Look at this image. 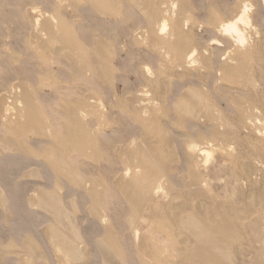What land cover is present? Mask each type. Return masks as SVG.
Returning <instances> with one entry per match:
<instances>
[{
	"label": "rangeland",
	"instance_id": "obj_1",
	"mask_svg": "<svg viewBox=\"0 0 264 264\" xmlns=\"http://www.w3.org/2000/svg\"><path fill=\"white\" fill-rule=\"evenodd\" d=\"M133 1L136 0H0V193L6 202L5 210L0 207V264H138L134 256L135 250L142 245L140 237L144 235L150 243L153 237L151 240L149 237L155 232V226L146 227L148 218L143 212L131 214L129 205L119 190L121 185L125 186L130 179L121 175L124 168L137 165L139 160L137 157L130 159L127 156L138 149L146 152L147 158V170L142 167L140 174H137L143 175L141 185L147 189L148 198L143 207L155 213H162L160 218L164 220L161 221L163 227H173L178 216L190 213L204 220L212 215L217 218L222 216L235 227H241L240 231L237 229L232 233L233 240L228 246L223 250L214 251L216 256L225 259L224 264H238L242 249L246 264L250 260L247 258V249L244 252L248 244L252 245L254 252L261 247L262 239H259V243H254V233L250 229L256 223L264 227V1ZM158 2L162 8L160 4L157 5ZM139 4H146L148 8ZM245 6L248 8L245 12L248 24H244V20L240 22L241 26L239 23L236 25L243 38L239 45L236 34H224L220 27L236 20L241 13L238 10H244ZM179 8H183V11ZM160 9L162 10L158 11ZM33 11L37 12L32 13ZM231 11L235 12V15L231 14ZM213 14L216 16L213 17ZM217 16L224 21H219ZM147 20L155 26H158L156 21H161V26L164 22L167 31L163 33L166 35L159 32L161 26L155 29L154 25H147ZM176 24L179 28H175ZM151 37L153 42V39L147 40ZM163 37L169 41L165 43ZM211 40H215L214 44ZM184 43L187 47H184ZM97 49L106 57L105 59L102 56L101 63L96 59ZM184 51L196 52V57H192L195 64L191 59L193 64L185 60L188 52L185 55ZM243 51L248 52L247 56ZM155 52H158L157 55ZM177 52L181 56L177 57ZM172 54L178 62H173ZM236 54H242V57L245 54L243 59H246L242 62L239 56H234ZM69 55L75 57V64L69 63ZM233 58L242 63L238 60L235 64ZM220 65L223 67H219ZM218 70L221 71L220 76ZM239 72H244L241 73L243 76L238 75ZM230 75L232 78H229ZM23 93L28 95L27 99L21 96ZM182 95L187 97V101L184 97L181 98ZM242 98L246 100L243 101ZM236 99L240 103L236 102ZM29 100L33 104L30 105L31 115L35 113L32 116H36L32 121L27 117L29 112H25ZM247 100L254 102V105L250 101L246 103ZM18 105L22 106V109ZM8 106H12L10 112L15 114L14 123L3 119V108H9ZM70 107L73 110L79 108V111L84 112L89 109L86 112L87 117L83 120L85 127L75 132L78 137L86 133L90 140L89 137H85V140L82 137L85 135H81L84 141L81 140L80 144L86 145L78 144V140L77 148H72L68 156H65L66 162H62L61 158L55 156L54 142L63 136L65 109ZM203 108L205 111H202ZM200 110L203 113L200 117L196 116L200 114ZM138 113L143 115V118ZM18 117L24 127L26 125L25 128L23 124L19 125ZM149 118L152 119L148 123ZM28 121L33 125H29ZM15 123H18V126ZM10 124H15L14 128L12 127L14 131L11 130ZM5 126L9 129H4ZM10 130L20 139L18 136L12 138L14 134L11 136ZM7 139L10 142L15 139L14 143L20 140V144L16 143V148L15 144ZM87 143L90 147L82 150L89 146ZM91 144L94 148H91ZM18 145L25 148H22L23 152L19 150ZM78 148L82 151H77ZM188 148L193 150V154ZM121 151L123 154L129 153L123 155ZM149 155L154 156V162ZM54 160L56 164L58 161L61 167L48 165V162ZM72 171H76L78 177L82 175L84 178L81 176V179H73L70 175ZM199 186L200 188H197ZM91 188L96 192L94 196L88 194V189ZM39 191L50 195V203L40 201ZM154 191L160 192L155 194ZM179 206H188L191 211L179 214ZM93 209L95 214L98 210L97 219ZM99 218L104 219V223L99 221ZM153 222L154 225L158 223ZM104 227H110L115 234L123 261L120 262L110 251L103 249ZM135 229H140L137 241L133 235ZM53 230L73 240V250L67 249V252L62 250L60 245L61 249L56 247ZM182 231L185 234L184 227ZM136 242L140 243L137 245ZM167 250L165 255L171 256L169 262H173L172 254L175 255V252L169 255L170 251Z\"/></svg>",
	"mask_w": 264,
	"mask_h": 264
},
{
	"label": "bare ground",
	"instance_id": "obj_2",
	"mask_svg": "<svg viewBox=\"0 0 264 264\" xmlns=\"http://www.w3.org/2000/svg\"><path fill=\"white\" fill-rule=\"evenodd\" d=\"M60 1V0H59ZM100 1V0H99ZM102 1V0H101ZM137 1V0H136ZM136 1H133V3H135ZM161 1V0H160ZM175 1V0H174ZM241 1V0H240ZM264 1V0H263ZM116 2V1H115ZM172 2V1H171ZM176 2H177V0H176ZM235 2H236V0H235ZM110 3V2H109ZM138 3V2H137ZM136 3V4H137ZM141 3H143V1L141 0ZM147 3V2H146ZM162 3V2H161ZM175 3V2H174ZM187 3V2H186ZM239 3V2H238ZM237 3V4H238ZM243 3V2H242ZM160 4V2H158V4L157 5H159ZM171 4V3H170ZM215 4V3H214ZM236 4V3H235ZM236 4V5H237ZM240 4V3H239ZM107 5H109L110 6V4H107ZM139 5H142V6H146V4L145 5H143V4H139ZM174 5V4H173ZM244 5H245V2H244ZM238 6H241V5H238ZM108 7V6H107ZM136 7H138V6H136ZM140 7V6H139ZM147 7V6H146ZM160 7H161V4H160ZM171 7V6H170ZM183 7V6H182ZM237 7V6H236ZM235 7V8H236ZM244 7V6H243ZM96 9L98 8V7H95ZM94 8V9H95ZM148 8V7H147ZM159 8V6L157 7V9ZM162 8V7H161ZM164 8V7H163ZM174 8V7H173ZM223 8V7H222ZM232 8H234V7H232ZM234 8V9H235ZM240 8V7H239ZM150 9V8H149ZM179 9H182V11H183V8H179ZM212 9H214V8H212ZM226 9V8H225ZM231 9V8H230ZM243 9V8H242ZM248 8H246V6H245V8H244V10H242V11H239L238 10V12H241L240 13V15H239V17H237V16H235V17H237V19L236 20H234V21H231V22H228L227 24H225V25H223V26H221L220 28H222V31H223V33L225 34H236L235 35V37L237 36V38H236V40L238 39V41L240 42V44L238 43V42H236L235 40H233L234 42H236V44L238 43L239 45H241V43L243 42V38H242V36H241V33H240V30L238 31V28H237V24L238 25H240L241 23L240 22H243L244 20H246V21H244V24H245V22H247V24H248V20L246 19L247 17H246V10H247ZM106 10V9H105ZM162 9H160V10H158V11H161ZM210 10V9H209ZM209 10H207V13H208V11ZM232 10V9H231ZM107 11V10H106ZM153 11V10H152ZM151 11V12H152ZM165 11V10H164ZM172 11H175V10H173L172 9ZM187 11V10H186ZM186 11H185V13H186ZM213 11V10H212ZM234 11V10H233ZM35 11H33L32 13H34ZM37 12V11H36ZM35 12V13H36ZM154 12V11H153ZM216 12H218V11H216ZM235 12H236V10H235ZM235 12H232L231 11V14L233 13L234 15H235ZM237 12V13H238ZM150 13V12H149ZM162 13V12H161ZM182 13H184V12H182ZM211 13V12H210ZM230 13V12H229ZM250 13V12H249ZM40 14V13H39ZM158 14H159V12H158ZM158 14H157V16H158ZM187 14V13H186ZM209 14V13H208ZM212 14V13H211ZM218 14V13H217ZM230 14V15H231ZM150 15V14H149ZM164 15H166V14H164ZM175 15V14H174ZM210 15V14H209ZM218 15H220V13L218 14ZM32 16V15H31ZM38 16H40V15H38ZM163 16V15H162ZM184 16H186V15H184ZM188 16V15H187ZM214 16H216V14L214 15L213 14V17ZM232 16V15H231ZM44 17H46V16H44ZM166 17V16H165ZM209 17V16H208ZM212 17V18H213ZM218 17H220V16H217L216 18H218ZM234 17V16H233ZM37 18V17H36ZM153 18H155V16L153 17ZM153 18H152V20H153ZM210 18V17H209ZM209 18H208V20H209ZM43 19V18H42ZM164 19V18H163ZM214 19V18H213ZM219 19V18H218ZM221 19V18H220ZM220 19H219V21H220ZM39 20H41V19H39ZM159 20H161L160 18H159ZM222 21H224L223 20V18L221 19ZM35 21V23H36V20H34ZM37 21H38V19H37ZM148 21V20H147ZM164 21H166V20H164ZM176 21V20H175ZM177 21H179V20H177ZM40 22V21H39ZM44 22V21H43ZM157 22V24H158V26H161V25H159V23L161 24V21L160 22H158V21H156ZM180 22V21H179ZM209 22V21H208ZM215 22H216V20H215ZM214 22V23H215ZM151 23L152 22H150V24H149V21H148V24L147 25H151ZM43 24V23H42ZM46 24V23H45ZM36 25V24H35ZM154 26H155V24H153ZM153 25H151V26H153ZM170 25H173V23L171 24L170 23ZM175 25V24H174ZM177 25V24H176ZM186 25V24H185ZM209 25V24H208ZM219 25H220V22H219ZM44 26V25H43ZM42 26V27H43ZM151 26H149V27H151ZM153 26V27H154ZM158 26H155V29H156V27H158ZM210 26V25H209ZM208 26V27H209ZM211 26H212V24H211ZM241 26V25H240ZM239 26V28H241ZM242 26H243V23H242ZM38 27V26H37ZM148 27V28H149ZM152 27V28H153ZM166 26H165V24H164V22L162 23V26H161V28H159L160 29V33H163V32H165V31H167L166 29H167V27L165 28ZM179 28V26L177 25L175 28ZM34 28H36V27H34ZM40 28V27H39ZM63 28V27H62ZM61 28V29H62ZM157 28V29H158ZM172 28H173V26H172ZM172 28H171V30H172ZM212 28V27H211ZM244 28V27H243ZM243 28H242V30H243ZM253 28V27H252ZM151 29V28H150ZM245 29V28H244ZM246 29H247V26H246ZM48 30V29H47ZM63 30V29H62ZM154 30V29H153ZM168 30H170V29H168ZM37 31V30H36ZM38 31H40L39 29H38ZM147 30H145V32H146ZM154 31H156L157 32V30H154ZM176 31V30H175ZM182 31V30H181ZM221 31V32H222ZM244 31V30H243ZM254 31V30H253ZM143 33H144V31H142ZM172 32H174V31H172ZM37 33V32H36ZM141 33V32H140ZM158 33V32H157ZM180 33H182V32H180ZM220 33V32H219ZM142 34V33H141ZM174 34H175V32H174ZM227 34V35H228ZM147 35H148V33H147ZM158 35H160L159 33H158ZM162 35H166V34H162ZM257 35V34H256ZM42 36H43V34H42ZM137 36V35H136ZM149 36V35H148ZM151 36V35H150ZM149 36V37H150ZM152 36H153V34H152ZM169 36V35H168ZM217 36H221V35H217ZM232 36V35H231ZM154 37V36H153ZM153 37H151L150 39L148 38L147 40H152L153 39ZM155 37H156V35H155ZM171 37V36H170ZM170 37H168V38H170ZM137 38H139V37H137ZM159 38V37H158ZM164 38V37H163ZM166 38V37H165ZM164 38V39H165ZM173 38H174V35H173ZM179 38H181V37H179ZM231 38V40H232V37H230ZM229 38V39H230ZM35 39V38H34ZM38 39V38H37ZM245 39V38H244ZM59 40V39H58ZM142 40V39H141ZM158 40H160V39H158ZM166 40V39H165ZM170 40H174V39H170ZM144 41V40H143ZM154 41V39L152 40V42ZM161 41V40H160ZM169 40L167 39L166 41H165V43L166 42H168ZM175 41V40H174ZM176 41H178V39H176ZM180 41V40H179ZM212 41V40H211ZM215 40H213L212 41V43L214 42ZM60 42V41H59ZM152 42H150V43H152ZM157 42V41H156ZM162 42V41H161ZM171 43H173V41H170ZM184 42V41H183ZM182 42V43H183ZM32 43V42H31ZM34 43V42H33ZM144 43V42H143ZM146 43V42H145ZM144 43V44H145ZM147 43H149V41L147 42ZM164 43V42H163ZM177 42H175V44H176ZM181 43V44H182ZM189 43V42H188ZM215 43H217V42H215ZM37 44V43H36ZM178 44V43H177ZM185 44V43H184ZM214 44V43H213ZM217 44H219V43H217ZM152 45V44H151ZM171 45V47H172V44H170ZM183 45V44H182ZM186 45V44H185ZM212 45V44H211ZM238 45V46H239ZM44 46V45H43ZM99 46V45H98ZM145 46V45H144ZM165 46H167V44H165ZM178 46V45H177ZM180 46V45H179ZM235 46V45H234ZM249 46V45H248ZM156 47V46H155ZM160 47H162V44H161V46ZM159 47V48H160ZM168 47H169V44H168ZM173 47H174V44H173ZM176 47V46H175ZM183 47V46H182ZM184 47H187V45L186 46H184ZM158 48V47H157ZM157 48H154V49H157ZM166 48V47H165ZM41 49V48H40ZM76 49V48H75ZM163 49H164V44H163ZM162 49V50H163ZM177 49V48H176ZM175 49V50H176ZM236 51L237 52H239L240 50H239V48H237L236 47ZM244 49V48H243ZM160 50H161V48H160ZM159 50V51H160ZM165 50V49H164ZM163 50V51H164ZM170 50L171 51H173L171 48H170ZM170 50H168L169 52H170ZM179 50V49H178ZM180 50H181V47H180ZM179 50V51H180ZM185 50V49H184ZM188 50H189V48H188ZM95 51H97L96 52V59H97V61H99L100 63H101V61H102V56H104V58L106 59V57H105V55H102V53H100L101 51H100V49H97V50H95ZM152 51H153V46H152ZM156 51V50H155ZM158 51V52H159ZM154 52V51H153ZM157 52V53H158ZM188 51H184V53H185V55H186V53H187ZM229 52V51H228ZM244 53H246L245 51H243ZM156 53V52H155ZM157 53H156V55H157ZM160 53H162V52H160ZM160 53H159V56H160ZM193 53H194V51L193 52H191V51H189L188 53H187V55H186V59L185 60H187V61H190V59H191V61H193L192 60V57H196V52L194 53V56H193ZM248 53V52H247ZM247 53H246V56H247ZM169 54V53H168ZM177 55V57L178 56H181V55H179L178 54V52L176 53ZM210 54V53H209ZM228 54V53H227ZM243 54V53H242ZM242 54H236V55H234V56H236L237 58H238V56H239V59H242V62H243V60L244 59H246V58H244L243 59V57H246L245 56V54L243 55V57H242ZM165 55V54H164ZM173 55V54H172ZM207 55V54H206ZM163 56V55H162ZM162 56L160 57L162 60H163V58H162ZM167 57H169V55H167ZM171 57V56H170ZM172 57H174L173 58V62H174V60H175V62H178V61H176L177 60V58L175 59V56L173 55ZM233 57V56H232ZM241 57V58H240ZM103 58V59H104ZM164 58H166V57H164ZM182 58V57H181ZM225 58H227V57H225ZM229 58H231V57H229ZM104 59V60H105ZM195 59V58H194ZM238 59V60H239ZM107 60H108V58H107ZM169 60V59H168ZM218 60H219V58H218ZM226 61H227V59H225ZM230 60V59H229ZM228 60V61H229ZM233 60L235 61L236 60V58L234 59L233 58ZM237 60V61H238ZM248 60V59H247ZM68 61H69V63L71 64V65H73V64H75L76 63V59H75V57L74 56H72V55H69L68 56ZM78 61H80V60H78ZM160 61V60H159ZM164 61V60H163ZM183 61V60H182ZM190 61V62H191ZM217 61V60H216ZM233 61V62H234ZM237 61H235V64H236V62ZM240 61V60H239ZM104 62L105 61H103L102 63L104 64ZM169 62V61H168ZM174 62V63H175ZM180 62H181V60H180ZM194 62V64L196 63L195 62V60L193 61ZM224 62V61H223ZM222 62V63H223ZM231 62V61H230ZM229 62V63H230ZM241 62V61H240ZM241 62V63H242ZM109 63V62H108ZM108 63H107V61H106V64L108 65ZM169 63H171V62H169ZM174 63H171V64H174ZM184 63V62H183ZM192 63V62H191ZM190 63V64H191ZM220 63V62H219ZM221 63V64H222ZM226 63V62H225ZM225 63H223L224 65H225ZM238 63V62H237ZM44 64V63H43ZM103 64H101V65H103ZM193 64V63H192ZM191 64V66H193ZM244 64V63H243ZM247 64H249V63H247ZM226 65H227V63H226ZM232 65V64H231ZM237 65H239V64H237ZM109 66V65H108ZM219 67H223V65L221 66H219ZM230 67V66H229ZM232 67V66H231ZM105 69L107 68V66L106 67H104ZM146 68V67H145ZM144 68V69H145ZM228 68V67H227ZM85 69V68H84ZM180 69V68H179ZM220 69V68H219ZM232 69H233V67H232ZM239 69H240V67H239ZM243 69V68H242ZM110 70V69H109ZM222 70V69H221ZM225 70V69H224ZM230 70V69H229ZM236 70V69H235ZM107 71V70H106ZM105 71V72H106ZM111 71V70H110ZM146 71H147V69H146ZM218 71H220V70H218ZM231 71V70H230ZM83 73V72H82ZM149 73V72H148ZM163 73V72H162ZM224 73H225V71L223 72V75H224ZM240 73V72H239ZM242 73V72H241ZM238 74V75H242V74ZM249 73V72H248ZM105 74V73H104ZM143 74H145V73H143ZM217 74H218V72H217ZM220 74H221V71H220V73H219V76H220ZM250 74V73H249ZM146 75H147V73H146ZM159 75H160V72H159ZM227 77H228V75H226ZM243 76V75H242ZM92 77V76H91ZM107 77V76H106ZM159 77V76H158ZM225 77V76H224ZM229 78H232V75H230L229 76ZM237 78V77H236ZM245 78V77H244ZM159 80H161L160 78H158ZM239 80V79H238ZM149 81V80H148ZM188 81V80H187ZM219 81V80H218ZM226 81V80H225ZM233 81V80H232ZM237 81V80H236ZM251 81V80H250ZM253 81V80H252ZM160 82V81H159ZM213 82V81H212ZM229 82V81H228ZM233 82H235V80L233 81ZM240 82H241V80H240ZM239 81H238V83H240ZM230 83V82H229ZM229 83H227L228 85H229ZM251 83V82H250ZM226 84V83H225ZM226 84V85H227ZM232 84H234V83H232ZM242 84V83H241ZM240 84V85H241ZM252 85V84H251ZM230 86V85H229ZM233 86V85H232ZM235 86V85H234ZM242 86V85H241ZM244 86V85H243ZM248 86V85H247ZM250 86V85H249ZM217 87H218V85H217ZM236 87V86H235ZM13 88V87H12ZM21 88V87H20ZM213 88H215L214 86H213ZM219 88V87H218ZM239 88V87H238ZM247 88V87H246ZM251 89V88H250ZM145 90V89H144ZM188 90V89H187ZM202 90V89H201ZM205 90V89H204ZM251 90H253V89H251ZM12 91H13V89H12ZM183 91V90H182ZM193 91H195V90H193ZM200 91V90H199ZM214 91H216V90H214ZM246 91H247V89H246ZM17 92H18V89H17ZM142 92V91H141ZM218 92V91H217ZM198 93V92H197ZM12 94V93H11ZM189 94V93H188ZM176 95V94H175ZM197 95V94H196ZM250 95V94H249ZM19 96H20V94H19ZM21 96H23V98H25V99H27V94L26 93H23ZM185 96H187V94L185 95ZM207 96V95H206ZM30 97V96H29ZM28 97V98H29ZM148 97V96H147ZM184 96L182 95L181 96V98H183ZM188 97V96H187ZM186 97V98H187ZM22 98V99H23ZM180 98V99H181ZM186 98L184 97V100H186ZM190 98V97H189ZM234 98H236V97H234ZM1 99V98H0ZM7 99V98H6ZM130 99V98H129ZM141 99H143V98H141ZM192 98H190V100H191ZM238 99H239V97H238ZM242 99H244L243 101H245L246 99L245 98H242ZM241 99V100H242ZM19 100V99H18ZM128 100V99H127ZM139 100V99H138ZM179 100V99H178ZM182 100V99H181ZM189 100V99H188ZM190 100H189V102H190ZM201 100H202V97H201ZM210 100V99H209ZM208 100V101H209ZM228 100V99H227ZM237 100V99H236ZM240 100V99H239ZM251 100V99H250ZM249 100V101H250ZM4 101V100H3ZM7 101H9V99L7 100ZM187 101V100H186ZM186 101H184L185 103H186ZM212 101V100H211ZM248 100L246 101V103L247 102H249ZM30 102V100L27 102L28 104L26 105V107H28V109H24L25 110V112H26V114H27V111L29 112L28 114L29 115H27V117L32 121L33 120V117L34 116H32V115H34V114H32L31 115V113H32V108L30 109V105L32 104L31 102ZM82 102V101H81ZM90 102H92V101H90ZM95 102V101H94ZM149 102V101H148ZM147 102V103H148ZM210 102V101H209ZM213 102V101H212ZM236 102H239L240 103V101H236ZM250 102H252V101H250ZM8 103V102H7ZM6 103V104H7ZM18 103V102H17ZM23 103V102H22ZM21 103V104H22ZM34 103V102H33ZM93 103V102H92ZM147 103H146V105H147ZM152 103V102H151ZM150 103V104H151ZM179 103V102H178ZM177 102H176V104H178ZM181 103H182V101H181ZM188 103V102H187ZM192 103V102H191ZM205 103H207V102H205ZM235 103V102H234ZM243 102H241V104H242ZM253 103V105H254V102H252ZM14 104V103H13ZM19 104V103H18ZM24 104H26V103H24ZM84 104V103H83ZM83 104H81V105H83ZM141 104V103H140ZM144 104V103H143ZM180 104V103H179ZM183 104V103H182ZM190 104V103H189ZM188 104V105H189ZM195 104V103H194ZM228 104V103H227ZM229 104H231L230 103V101H229ZM229 104H228V107H229ZM244 104H245V102H244ZM20 105V104H19ZM18 105V106H19ZM33 105V104H32ZM77 106L79 105V104H76ZM138 105V104H137ZM137 105H135V106H137ZM202 105V104H201ZM200 105V106H201ZM209 105H210V103H209ZM212 105V104H211ZM232 105V104H231ZM233 105H235V104H233ZM236 105H239V104H236ZM248 105V104H247ZM249 105H251V103L249 104ZM6 106V105H5ZM4 106V107H5ZM17 106V107H18ZM89 106V105H88ZM142 106V105H141ZM140 106V107H141ZM160 106V105H159ZM181 106V105H180ZM180 106H178V107H180ZM206 107L205 108H207L208 106H207V104L205 105ZM240 106H243V105H240ZM9 107V106H8ZM12 107V106H11ZM11 107H9V108H3V112H2V116H3V119H4V121H11V122H13V121H15V114H12L10 111H12V108ZM22 107V106H21ZM20 106H19V108H21ZM24 107H25V105H24ZM25 107V108H26ZM33 107V106H32ZM78 107H80V106H78ZM83 107V106H82ZM139 107V108H140ZM149 107V106H148ZM152 107V106H151ZM173 107V106H172ZM182 107H184V106H182ZM189 107V106H188ZM196 107H198V106H196ZM226 107H227V105H226ZM235 107V106H234ZM244 107V106H243ZM250 107H252V105L250 106ZM249 107V108H250ZM11 108V109H10ZM60 108V107H59ZM81 108V107H80ZM146 108V107H145ZM158 108V107H157ZM247 108V107H246ZM15 108H13V110H14ZM18 109V108H17ZM22 109V108H21ZM84 109V108H83ZM144 109V108H143ZM142 109V111H145V110H143ZM154 109V108H153ZM235 110H236V107L234 108ZM254 109V108H253ZM252 109V110H253ZM85 110V109H84ZM89 110V109H88ZM88 110L86 109V112H88ZM94 110V109H93ZM135 111L137 110V109H134ZM148 110H151V109H148ZM180 110V109H179ZM181 110H183V109H181ZM211 110V109H210ZM209 110V111H210ZM239 109L237 108V111H238ZM241 110V109H240ZM244 110V109H243ZM248 110H250V109H248ZM20 111H22V110H20ZM35 111V110H34ZM152 111V110H151ZM150 111V112H151ZM158 111H160V110H158ZM157 111V112H158ZM197 111V110H196ZM195 111V112H196ZM202 111H205V109L203 108V110ZM207 111V110H206ZM218 111V110H217ZM242 111V110H241ZM245 111V110H244ZM262 111V110H261ZM9 112V113H8ZM14 112V111H13ZM24 112V111H23ZM86 112H84V111H79V108H77L76 110L74 109H71V107L70 108H66L65 109V115H66V119H65V122H64V126H63V136H62V138H60L58 141H55L54 142V147H55V150H54V152H55V156L56 157H59V158H61L60 160L62 161V160H65V156H68V154H69V151L72 149V148H74V147H76L77 148V146H76V142L79 140V142H78V144H80V143H82V141L81 140H83L82 139V137L85 139V140H87L85 137H87V135H86V133L84 134L83 132V134H81V131H80V134L81 135H85V136H82V137H78L77 136V133L75 132V130H81V129H83L84 127H85V124H84V122H83V120L87 117V114L88 113H86ZM146 112H147V110H146ZM155 112H156V110H155ZM180 112H182V111H180ZM190 112V111H189ZM192 112V111H191ZM215 112H216V110H215ZM219 112V111H218ZM217 112V113H218ZM239 112V111H238ZM250 112V111H249ZM15 113V112H14ZM127 113V112H126ZM201 113H203V112H201V110H200V114H198V115H196V116H201ZM205 113V112H204ZM19 114L20 115H23V114H21L20 112H19ZM25 114V115H26ZM101 114V113H100ZM138 114H140V113H138ZM185 114V113H184ZM193 114H195V113H193ZM207 114V113H206ZM221 114V113H220ZM241 114V113H240ZM149 115H150V113H149ZM161 115V114H160ZM211 115V114H210ZM13 116V117H12ZM18 116V115H17ZM140 116H141V114H140ZM145 116V115H144ZM147 116V115H146ZM151 116V115H150ZM199 116V117H200ZM206 116V115H205ZM22 117V116H21ZM36 117V116H35ZM34 117V118H35ZM23 118V117H22ZM21 118V119H22ZM28 118H27V120H28ZM134 118V117H133ZM138 118H139V116H138ZM141 118H143V115L141 116ZM191 118L192 119H194L192 116H191ZM1 119V118H0ZM24 119V118H23ZM22 119V120H23ZM79 119H82V121L80 120L79 121ZM148 119V118H147ZM150 119V118H149ZM152 119V118H151ZM151 119L148 121V123L151 121ZM162 119V118H161ZM206 119V118H205ZM207 119H208V117H207ZM206 119V120H207ZM17 120H18V122H19V125L21 126V124H23L22 122H20V119H19V117L17 118ZM35 120V119H34ZM197 120H198V117H197ZM4 121H3V124H4ZM31 121H28L29 122V125L31 124L30 122ZM146 121V120H145ZM193 121V120H192ZM202 121V120H201ZM250 121V120H249ZM11 122H9V123H11ZM40 122V121H39ZM138 122V121H137ZM153 122H154V120H153ZM206 122V121H205ZM14 123V122H13ZM27 123V122H26ZM35 123V122H34ZM155 123V122H154ZM186 123V122H185ZM192 123V122H191ZM17 126H18V123H15ZM15 124H10V128H11V130L12 131H14V129H12V127H13V125L15 126ZM39 124V123H38ZM69 124H71L70 126H69ZM83 124H84V126H83ZM137 124H139V125H141V123H137ZM146 123H144V125H145ZM184 124V123H183ZM193 124V123H192ZM214 124V123H213ZM9 125V124H8ZM28 125V124H27ZM31 125H33V123L31 124ZM143 125V126H144ZM147 126H148V124H146ZM145 125V126H146ZM154 125V124H153ZM198 125H200V124H198ZM202 125V124H201ZM215 125H217V124H215ZM227 125V124H226ZM16 126V127H17ZM36 126H38V125H36ZM83 126V127H82ZM142 126V127H143ZM155 126V125H154ZM203 126V125H202ZM214 126V125H213ZM6 127L8 128V126H5V128L4 129H6ZM23 127H24V124H23ZM25 127H26V125H25ZM24 127V128H25ZM141 127V128H142ZM153 127V126H152ZM218 127V126H217ZM223 127V126H222ZM14 128V127H13ZM18 129L20 128V127H17ZM160 128H162V127H160ZM160 128H159V130H160ZM208 128V127H207ZM209 128H211L212 129V127H209ZM221 128V127H220ZM224 128V127H223ZM258 128V127H257ZM9 129V128H8ZM21 129H22V127H21ZM27 129V128H26ZM32 129V128H31ZM87 129H88V127H87ZM87 129H85V130H87ZM96 129V128H95ZM94 129V130H95ZM153 129V128H152ZM152 129H150V131L152 130ZM155 129V128H154ZM210 129V130H211ZM215 129V128H214ZM213 129V130H214ZM11 130H10V132H11ZM15 130H16V128H15ZM23 130V129H22ZM84 130V132H87V131H85ZM94 130H92V131H94ZM97 130V129H96ZM158 130V129H157ZM216 130V129H215ZM227 130H230V129H227ZM5 131V130H4ZM7 131V130H6ZM19 131V130H18ZM18 131H16V132H18ZM21 131V130H20ZM26 131V130H25ZM35 131V130H34ZM37 131V130H36ZM149 131V132H150ZM152 131H154V130H152ZM156 131V130H155ZM161 131V130H160ZM9 131H7L6 133H8ZM22 132V131H21ZM48 132V131H47ZM76 134H75V133ZM90 132H91V130H90ZM90 132H89V134H90ZM96 132V131H95ZM230 132V131H229ZM20 133V132H19ZM18 133V134H19ZM41 133V132H40ZM153 133V132H152ZM162 133V132H161ZM220 133V132H219ZM9 134V133H8ZM13 136H12V135ZM51 134V133H50ZM154 134H155V132H154ZM199 134V133H198ZM217 134H218V132H217ZM222 134V133H221ZM231 134V133H230ZM10 135L12 136V138L13 137H16V136H18V135H16V133L15 132H11L10 133ZM93 135V134H92ZM153 135V134H152ZM258 135V134H257ZM11 136H10V138L9 139H11ZM21 136V135H20ZM47 136V135H46ZM259 136V135H258ZM88 137H89V135H88ZM87 137V138H88ZM18 139H20L19 138V136H18ZM18 139L16 138V140L18 141ZM53 139V138H52ZM15 140V139H14ZM13 139H12V141L13 142H10V140L8 141V139H7V141L8 142H10V143H13V145L15 144V147L17 148V146H16V143H17V141H16V143H14L15 141H14ZM89 140H90V137H89ZM88 140V141H89ZM81 141V142H80ZM84 141V140H83ZM132 141V140H131ZM19 142H20V140H19ZM17 143V144H20V143ZM53 141L51 140V143H52ZM86 142V141H85ZM90 142H92V141H90ZM165 143H166V140H165ZM208 143V142H207ZM83 144H85L86 145V143H83ZM83 144H80V145H83ZM94 144V143H93ZM185 144V143H184ZM187 144H189V143H187ZM209 144V143H208ZM87 145H89L88 143H87ZM142 145V144H141ZM186 145V144H185ZM184 145V146H185ZM218 145V144H217ZM2 146V145H1ZM19 146V145H18ZM21 146V145H20ZM20 146L18 147L19 148V150L20 151H22V148H20ZM22 146H23V144H22ZM25 146V145H24ZM84 146V145H83ZM93 145L91 144V148H94V147H92ZM132 146V145H131ZM3 147V146H2ZM46 147V146H45ZM82 147V146H81ZM86 147H90V145L89 146H85V149H83L82 148V150H86ZM133 147H134V145H133ZM190 147H191V145H190ZM198 147V146H197ZM214 147V146H213ZM49 148V147H48ZM121 148H123V147H121ZM120 148V149H121ZM202 148H205V147H201V149ZM5 149V148H4ZM11 149V148H10ZM15 149V148H14ZM23 149H25V148H23ZM32 149V148H31ZM124 149V148H123ZM130 149H132L131 147H130ZM135 149V148H134ZM146 149V148H145ZM188 149H190L191 150V148H188ZM196 149V148H195ZM194 149V150H195ZM200 149V150H201ZM208 149V148H207ZM2 150V149H1ZM5 150H7V149H5ZM30 150V149H29ZM82 151L80 148H78L77 149V151ZM122 150V149H121ZM147 150V149H146ZM190 150H188V151H190ZM197 150V149H196ZM205 150H206V148H205ZM4 151V150H3ZM14 151H16V150H14ZM13 151V152H14ZM20 151H17V153L18 152H20ZM24 151V150H23ZM22 151V152H23ZM52 151V150H51ZM76 151V152H77ZM83 151V152H84ZM128 151V150H127ZM130 151V150H129ZM186 151V150H185ZM187 151V152H188ZM192 151L193 150H191L190 152H191V154H193L192 153ZM202 151V150H201ZM6 152V151H5ZM4 152V153H5ZM10 152V151H9ZM8 152V153H9ZM123 151H121L120 153L121 154H123L122 153ZM131 152V151H130ZM189 152V153H190ZM16 153V152H15ZM26 153V152H25ZM37 153V152H36ZM96 153V152H95ZM117 153H118V150H117ZM126 153V152H125ZM124 153V154H125ZM127 153H129V152H127ZM126 153V154H127ZM145 153L146 152H144V151H142V150H140V149H138V150H135L133 153H129V155L127 156V157H137V158H139V160H138V164L137 165H131V166H128V167H126V168H124L125 170H123V174H121V175H123V178H127V177H130V179H129V181L127 182V184L125 185V186H123L122 187V185H121V188L119 189L121 192H122V194H123V196L125 197V200H126V202H127V204L129 205V208H130V212H131V214H133V213H139V212H143V214L144 215H146V218H148V222L146 223L147 224V228H153L154 226H155V232L154 233H152L151 235V237H149L150 238V240H151V238L153 237V240L149 243V241L148 240H146L145 239V237H144V235L143 236H141L140 237V241H142V245H140L141 247L139 248H137L136 250H135V256H134V259H136L137 260V262H138V264H163V263H165V264H170V263H172V264H224V258L223 257H221V256H216L214 253L217 251H215V249H219V250H223L224 248H225V246H228V243H231V241L233 240V237H232V233L233 232H235L237 229L240 231V229H241V227H235L234 225H232V223L231 222H229V221H227L225 218H222V216L220 217V218H217V217H215V216H208V218L206 219V220H204L202 217H199V216H197L196 215V217L192 214V213H190V214H186V215H180V216H178V219L176 220L175 219V221H174V223H173V227H170V226H168V228H167V226L166 227H163L162 226V223H161V221H162V219L160 218V215H162V213H155V212H153V211H149V210H146V208H144L143 206H144V201L146 200V198H148V197H146L147 196V189L145 188V187H143L142 185H141V182H142V179H143V175H137L138 173H139V171L141 170V168L143 167V169H145V170H147L146 169V162H147V158H146V155H145ZM157 153V155H158V152H156ZM204 153H206V152H204ZM203 153V154H204ZM27 154V153H26ZM50 154V153H49ZM94 154V153H93ZM93 154H91V155H93ZM123 154V155H124ZM147 154H149V153H147ZM198 154H199V152H198ZM38 155V154H37ZM50 155H52V154H50ZM95 155V157H96V154H94ZM202 155V154H201ZM208 155V154H207ZM119 156H121V155H119ZM119 156H117V157H119ZM150 156V158L151 159H153V157H151V155H149ZM156 156V155H155ZM166 156V155H165ZM212 156V155H211ZM50 157V156H49ZM122 157V156H121ZM124 157V156H123ZM127 157H124V158H127ZM187 157H188V154H187ZM52 158V157H51ZM51 158H49V160H53V159H51ZM120 158V157H119ZM157 158V157H156ZM131 159V158H130ZM148 159H149V157H148ZM209 159H210V157H209ZM57 160H59V159H57ZM56 160V161H57ZM94 160H95V158H94ZM124 160V159H123ZM133 160L134 159H132V162H133ZM150 160V159H149ZM189 159L187 158V161H188ZM208 160V159H207ZM126 161H127V159H126ZM151 161V160H150ZM63 162V161H62ZM65 162H66V160H65ZM123 162V161H122ZM153 162H154V159H153ZM207 163H208V161H206ZM49 164L48 165H53L54 167H61V165H60V163L57 161V164H56V162H55V160H54V162L52 161H50V162H48ZM136 163V162H135ZM191 163V162H190ZM190 163H188L189 164V166H191L190 165ZM64 164V163H63ZM72 164V163H71ZM130 164V163H129ZM132 164H134V163H132ZM193 164V163H192ZM125 165H126V162H125ZM67 166H68V164H67ZM157 166V165H156ZM156 166H155V168H156ZM154 167V166H153ZM159 168V167H158ZM72 169V168H71ZM190 169V168H189ZM193 169V168H192ZM191 169V170H192ZM57 170V169H56ZM150 170V167H149V169H148V171ZM153 170V169H152ZM155 170H153V172H154ZM76 172V171H75ZM75 172L74 171H72L71 173H70V175H72L73 176V179L75 178V179H79V177H80V179H81V176L79 175V177H78V175H76L75 174ZM156 172V171H155ZM158 172H160V171H158ZM63 173H65V172H63ZM69 172H67V174H68ZM157 173V172H156ZM156 173H154L155 175H156ZM188 173H190V172H188ZM140 174V173H139ZM142 174V173H141ZM159 174V173H158ZM195 174V173H194ZM65 175V174H64ZM145 175V174H144ZM162 175V174H161ZM65 177V176H64ZM83 178H84V176H82ZM86 177V176H85ZM197 177V176H196ZM71 178V177H70ZM122 178V177H121ZM120 178V179H121ZM158 178V177H157ZM69 179V178H68ZM77 179V180H78ZM155 179V178H154ZM161 179V178H160ZM71 180V179H70ZM197 180V179H196ZM72 181V183L74 182L73 180H71ZM70 181V182H71ZM76 181V180H75ZM91 181V180H90ZM186 181V180H185ZM85 182V181H84ZM159 182V181H158ZM194 182V181H193ZM79 183V182H78ZM83 183V182H82ZM116 183H118V181L116 182ZM184 183V182H183ZM189 183V182H188ZM187 183V184H188ZM199 183H201V182H199ZM85 184V183H84ZM152 184H154V183H152ZM196 184V183H195ZM201 184H203V183H201ZM76 185H78V184H76ZM117 185V184H116ZM74 186V185H73ZM82 187L84 186V185H81ZM118 186V185H117ZM116 186V187H117ZM167 186V185H166ZM81 187V188H82ZM85 187H86V184H85ZM202 187V186H201ZM117 188H119V187H117ZM155 188H156V186H155ZM197 188H200V186L199 187H197ZM83 189V188H82ZM106 189V188H105ZM158 189H159V187H158ZM157 189V190H158ZM1 190V189H0ZM97 190V189H96ZM85 192H87V190L85 191ZM154 192H156L155 194H158L159 192H157V191H154ZM96 193V192H95ZM95 193H94V188H91V189H88V194H90V195H92V196H94L95 195ZM103 193V192H102ZM151 195H152V192H151ZM199 195V194H198ZM241 195H242V193H241ZM50 195L47 193V192H42V191H39L38 192V197L40 198V201L41 202H44V203H50L49 201H50V197H49ZM103 196H105L104 194H103ZM3 197L4 196H2L1 195V193H0V207L3 209V210H5V205H6V202L3 200ZM155 197V196H154ZM203 197V196H202ZM6 199V198H5ZM242 199H243V197H242ZM244 201V200H243ZM149 202V201H148ZM13 203V202H12ZM151 203V202H150ZM148 204V203H147ZM244 204V203H243ZM151 205V204H150ZM245 206V205H244ZM92 208V207H91ZM158 208V207H157ZM160 208V207H159ZM164 208H165V206H164ZM166 209V208H165ZM199 209V208H198ZM96 210V209H95ZM160 211H162L161 210V208L159 209ZM98 211V210H97ZM97 211H96V214H97ZM185 211H191L190 210V208L188 207V206H179L178 207V212H179V214L181 213V214H184V212ZM3 212V211H2ZM6 212H7V209H6ZM5 214V213H4ZM10 214V213H9ZM93 214H94V216L96 217V219L98 218L97 216H96V214H95V211H94V209H93ZM136 215V214H135ZM136 217V216H135ZM135 217H134V219H135ZM130 218V217H129ZM168 218V217H167ZM143 219V218H142ZM256 219V218H255ZM99 221H101V222H103L104 221V219H98ZM140 220H141V218H140ZM106 221V220H105ZM133 221V220H132ZM136 221H138V220H136ZM143 221V220H142ZM145 221V220H144ZM153 221H156V222H158V223H156L155 225H154V222ZM164 221V220H163ZM162 221V222H163ZM140 222V221H139ZM146 222V221H145ZM104 223V222H103ZM64 224V223H63ZM106 224H107V222H106ZM145 224V223H144ZM166 224V223H165ZM102 226V225H101ZM240 226V225H239ZM136 227H137V224H136ZM184 227V229H185V234L183 233V231H182V228ZM105 229L103 230V237H102V246H103V249H105V250H108V252L110 251V253H112L113 254V256L114 257H116V258H118L119 260H120V262L121 261H123V259L121 258V256H122V253H121V250L119 249V246H118V244H117V241H116V237H115V234L112 232V230L110 229V227H104ZM69 230V229H68ZM140 230V229H139ZM139 230L138 229H135V231L133 232V235H134V237H136V241H137V239H139ZM250 231H252L253 233H254V243H259V239H262L261 240V247L259 248V250H256L255 252H254V250H253V248H252V245H249L248 244V246H247V248H245L244 249V252H245V250L247 249V252L246 253H248V259H250L249 260V262L248 263H246V264H264V227L262 226L261 227V224H258V223H256V224H254L253 225V227L250 229ZM146 232V231H145ZM53 237L54 238H56V244H57V246L56 247H58L59 245L60 246H62V250H73V245H72V241L69 239V238H66V237H64L62 234H60L57 230H53ZM43 234H44V231H43ZM49 233H47V235H48ZM52 234V233H51ZM149 235H150V232H149ZM74 236V235H73ZM138 237V238H137ZM147 237V236H146ZM253 237V236H252ZM26 240H28V239H26ZM134 240V241H135ZM50 241V240H49ZM13 242V241H12ZM53 242V241H52ZM164 242H166L167 244L165 245L164 244ZM22 243H23V241H22ZM97 243V242H96ZM137 243V245L140 243V242H136ZM25 244V243H24ZM55 244V245H56ZM237 245H239V244H237ZM26 246V245H25ZM60 246H59V248H60ZM236 246V245H235ZM234 246V247H235ZM100 247V246H99ZM239 247H240V245H239ZM72 248V249H71ZM17 249V248H16ZM61 249V248H60ZM167 249H169V251H170V253H169V255L170 254H172V252H175V255H173L172 254V256H174V261L173 262H169V259H172L171 258V256H166L165 255V253H167L168 252V250ZM22 250V249H21ZM68 250H67V252H68ZM101 250V249H100ZM144 251V252H141V251ZM218 250V251H219ZM18 251V250H17ZM215 251V252H214ZM228 251V250H227ZM243 249L240 251L241 252V255L239 256L240 258H239V260H240V262H238V264H244V261H245V259H243ZM26 252V251H25ZM65 252V251H64ZM70 252V251H69ZM107 251H106V253H108ZM229 252H231V249H230V251ZM233 252V251H232ZM235 252V251H234ZM24 253V252H23ZM101 253V252H100ZM103 253H105V251L104 252H102V254ZM142 253V254H141ZM253 253V254H252ZM111 254V255H112ZM232 254V253H231ZM230 254V255H231ZM104 255V254H103ZM236 254H234V256H235ZM106 257H107V254L105 255ZM166 256V257H165ZM104 257V256H103ZM109 257H110V255H109ZM108 257V258H109ZM124 257V256H123ZM230 257V256H229ZM0 258H1V255H0ZM102 258V257H101ZM111 258V257H110ZM22 260V259H21ZM107 260V259H106ZM30 261H32V260H30ZM26 262V261H25ZM24 262V263H25ZM27 263V262H26ZM28 263H30V262H28ZM230 263H232V262H230ZM35 264V263H34ZM108 264V263H107Z\"/></svg>",
	"mask_w": 264,
	"mask_h": 264
}]
</instances>
